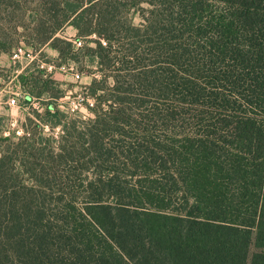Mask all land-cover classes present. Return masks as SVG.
Wrapping results in <instances>:
<instances>
[{
    "label": "trees",
    "instance_id": "obj_1",
    "mask_svg": "<svg viewBox=\"0 0 264 264\" xmlns=\"http://www.w3.org/2000/svg\"><path fill=\"white\" fill-rule=\"evenodd\" d=\"M19 27L100 76L0 135V264H264V0H0Z\"/></svg>",
    "mask_w": 264,
    "mask_h": 264
},
{
    "label": "rangeland",
    "instance_id": "obj_2",
    "mask_svg": "<svg viewBox=\"0 0 264 264\" xmlns=\"http://www.w3.org/2000/svg\"><path fill=\"white\" fill-rule=\"evenodd\" d=\"M139 12L138 7L130 11L134 24L140 22ZM1 26L3 31H8L6 24ZM18 31L20 34L13 35L11 46L5 51H0V135L3 137L22 135L19 131L28 124L27 117H33L32 109L44 114L48 107L56 106L70 117L90 116L91 112L87 106L92 107L94 99L86 94L85 87L90 84L92 77L100 76L95 64L62 62L57 51L48 43L35 44L31 58L21 57L13 61L12 53L16 47L20 44L29 46L28 38L21 34L22 27H19ZM57 35L73 41L76 49L86 43L84 39L76 37V31L70 25L64 27ZM78 41L81 42L80 45L77 44ZM89 45L93 46L92 43ZM44 81L48 82L49 91L56 92L57 98H50L46 92L36 97L35 93L44 86ZM28 90L35 91L30 99L26 98ZM12 97L15 98V103L9 104L8 100ZM43 133L56 136L59 128L54 127L51 131L48 126L43 125ZM254 250L252 246L249 253Z\"/></svg>",
    "mask_w": 264,
    "mask_h": 264
},
{
    "label": "built area",
    "instance_id": "obj_3",
    "mask_svg": "<svg viewBox=\"0 0 264 264\" xmlns=\"http://www.w3.org/2000/svg\"><path fill=\"white\" fill-rule=\"evenodd\" d=\"M77 44L80 45L81 42L78 41ZM32 54H33V51H32L31 47L20 44L18 47H16L13 50L12 59H13V61H16L17 59H19L21 57L31 58L33 56ZM76 76L78 77V74ZM8 102H9V104H14L15 98L12 97L11 99L8 100ZM20 132L22 133V130L19 131V133Z\"/></svg>",
    "mask_w": 264,
    "mask_h": 264
}]
</instances>
